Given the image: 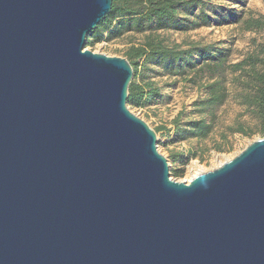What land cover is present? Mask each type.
<instances>
[{"label": "water", "instance_id": "obj_1", "mask_svg": "<svg viewBox=\"0 0 264 264\" xmlns=\"http://www.w3.org/2000/svg\"><path fill=\"white\" fill-rule=\"evenodd\" d=\"M112 0H0V264H264V138L188 182L85 50Z\"/></svg>", "mask_w": 264, "mask_h": 264}, {"label": "rangeland", "instance_id": "obj_2", "mask_svg": "<svg viewBox=\"0 0 264 264\" xmlns=\"http://www.w3.org/2000/svg\"><path fill=\"white\" fill-rule=\"evenodd\" d=\"M202 1L203 5L193 11L177 10V17L183 22L179 30L156 29L152 23L141 32L131 31L110 38L105 36L91 45L85 42L84 49L124 58L123 53L130 44L142 43L144 37L152 32L166 45H180L181 49L191 44L213 45L221 51L226 64L239 62L259 51L264 43V27L245 31L240 20L250 15L264 22V0ZM191 62L198 65L201 60L193 58ZM176 69V64L171 69L169 63L143 67L134 82L149 80L157 88L158 95L144 106L128 108L155 131L157 148L167 159L170 177L178 182H188L198 174L197 170L203 172L218 167L260 137L256 133L258 122L252 113L232 96L206 114L199 113L194 103L205 97L204 87L192 83L194 76L188 67L184 68V74L175 75ZM177 116H180L181 126L204 116L207 122H211L212 130L204 139L187 138L174 129L172 121ZM171 155L176 157L174 162L169 159Z\"/></svg>", "mask_w": 264, "mask_h": 264}, {"label": "trees", "instance_id": "obj_3", "mask_svg": "<svg viewBox=\"0 0 264 264\" xmlns=\"http://www.w3.org/2000/svg\"><path fill=\"white\" fill-rule=\"evenodd\" d=\"M199 5H203L202 0H112L109 14L87 35L86 43L91 45L105 36L110 38L131 31L141 32L145 26L152 23L156 29L179 30L183 22L177 17V10L185 8L193 11ZM240 22L245 31L260 30L264 27L260 18L254 19L250 15ZM123 57L133 70L127 106H144L158 95L157 88L153 87L149 80L134 82L143 67L147 64L169 63L172 69L176 64L175 75L184 74V68L188 67L194 76L192 83H199L205 89V97L194 103L199 113L206 114L232 96L252 113L258 122L256 133L260 138H264V43L257 53L250 54L239 62L226 64L221 51L213 45L191 44L188 48L181 49L180 45H166L158 35L150 32L142 43L130 44ZM193 58L200 59L201 63L193 64ZM172 124L176 131L182 132L187 138L204 139L212 130L211 122H207L204 116L188 121L183 126L180 124V116H177ZM169 159L174 162L176 157L171 155Z\"/></svg>", "mask_w": 264, "mask_h": 264}, {"label": "bare ground", "instance_id": "obj_4", "mask_svg": "<svg viewBox=\"0 0 264 264\" xmlns=\"http://www.w3.org/2000/svg\"><path fill=\"white\" fill-rule=\"evenodd\" d=\"M220 165H221V164H220ZM194 166H195V164L192 165V167H194ZM194 168H195V167H194ZM196 172L199 174L200 171L197 170ZM200 173H201V172H200Z\"/></svg>", "mask_w": 264, "mask_h": 264}]
</instances>
